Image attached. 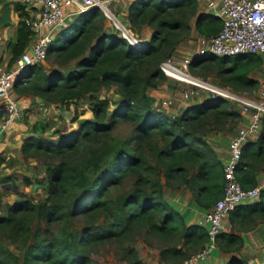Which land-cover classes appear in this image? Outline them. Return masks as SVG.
<instances>
[{"label": "trees", "instance_id": "obj_1", "mask_svg": "<svg viewBox=\"0 0 264 264\" xmlns=\"http://www.w3.org/2000/svg\"><path fill=\"white\" fill-rule=\"evenodd\" d=\"M195 1L129 0L123 18L128 25L134 31L140 29L138 25L143 21L153 27L147 38L142 39L137 36L139 39L137 45L128 44L115 30L114 32H98L102 25L103 14L94 5L74 14L72 20L55 33L46 48V53L62 51L69 57L77 53L82 54L75 61L74 67L64 74L58 70L46 71L39 63L32 64L24 71L23 77L15 81V90L19 96H24L23 89H28L30 94L40 100L43 105H48L49 101L66 102L83 95L91 96L88 106L93 118L79 121L58 138L47 137L39 133L45 129V120H42L38 126L35 121L31 123V131L21 137L20 153L23 156L51 154L58 158L55 162L50 160L43 163L48 195L40 201L33 202L30 197L20 194L19 198L6 204L5 214L0 215V226L13 223L20 225L19 228L26 229L29 221L26 219V214L32 211H36L48 221L59 218L62 215L61 201H50V194L53 193L60 197L70 191H77L76 196L70 199L71 203L67 206L69 210L67 212L70 213L97 207L109 209L111 201L102 196L109 185L120 181L124 168L133 171L138 168L147 169L148 164L141 148V139H149L155 129L162 135L169 136L165 145L157 150L152 149L154 156L157 157L156 162L163 167L162 174L165 177L169 178L175 171H186L194 165L184 179L185 182H189L194 204L199 208H208L221 194L224 179L220 156L203 136L202 143L208 147L207 149L188 141L183 128L188 121L198 114L206 113L210 107L216 106L218 101L225 98L219 95L212 98L204 97L201 101L186 105L179 114L170 117L159 107L140 111L141 105L146 107L148 105L138 101L135 94L137 79L132 64L148 57L156 51V48L162 46L165 40L164 35L168 34V37L176 39L177 33L173 30L183 22V18L180 17L181 11L185 4ZM12 5L20 18L18 38L11 48L8 65L31 39V31L21 19L25 12L23 5L18 1H13ZM194 28L199 34H213L220 28V19L210 12L201 13L194 20ZM168 55L170 53L161 59ZM204 60H213L218 68L217 75L226 74L221 75V79L224 83L230 84L232 88L241 91L247 87L249 90L256 87L257 80L251 78L250 73L258 71L260 67L258 54L250 52L233 55L198 53L190 59L188 69L192 70ZM153 71L156 72L158 69H153ZM153 71L145 79L148 82V89L154 85L149 83ZM112 84L116 85L114 93L118 95L116 101L111 102L107 98L92 96L93 92L104 88L109 89ZM146 100L152 102L150 95L146 97ZM110 103H113L112 107L109 106ZM217 111L223 112L224 109ZM235 113L237 116L238 111L235 110ZM117 118L134 121L133 145L128 146L121 143L111 149L108 146L93 145L89 149L88 157H85L83 161L67 160L66 157L70 150L76 148L83 140H94L98 134L107 131ZM147 146L153 148L149 143ZM111 152L112 159L106 161V154ZM1 155L0 153V164L3 163ZM254 158L264 165V120L257 137L243 143L240 160L233 170L242 187L252 186L258 179L259 169L255 167L256 159ZM25 179L28 182L26 177ZM153 191L155 192L153 194L143 190L129 193L122 198L119 216L107 224L99 222L83 228L77 238L73 237L59 244L42 239L28 244L24 252L26 260L35 262L39 259L46 264H89V258L81 248L83 244L91 240H103L125 231L130 221L151 218L154 212H157L160 218L158 224L149 221L152 229L163 230L168 234L178 232L185 241L194 240L201 249L207 241L205 228L195 222H187L186 218L190 216L189 213L183 214L165 202L161 197L159 186ZM263 212L264 190H261L256 200L237 204L229 210L227 219L233 222L239 218H252L254 214ZM241 240V235L230 230H221L215 235V244L216 241H219V244H228ZM165 251L179 253L180 249L179 247H167ZM161 257L166 258L164 252ZM225 264H238V259H228Z\"/></svg>", "mask_w": 264, "mask_h": 264}, {"label": "rangeland", "instance_id": "obj_2", "mask_svg": "<svg viewBox=\"0 0 264 264\" xmlns=\"http://www.w3.org/2000/svg\"><path fill=\"white\" fill-rule=\"evenodd\" d=\"M109 7L111 8V6ZM204 12L209 11H205L201 3L195 1L185 4L180 14L183 22L173 30L177 33V38L173 39L168 37V34L164 35L165 40L162 46L156 48V51L148 57L132 64L137 79L136 97L138 101L145 102L148 105V107L141 105L140 111L159 107L164 113L172 117L174 114H179L181 109L186 105L196 103L204 97L209 96L205 86L196 83L197 86H195L192 83H187L176 78L180 76L179 73L175 74L176 77L168 76L159 70L157 66V62L168 53L173 55L175 59H178L182 57L188 58L195 51L197 42L194 20L197 15ZM115 13L119 18H122L116 11ZM73 17L74 14L67 16L64 25L69 23ZM138 27L141 31L136 30L132 31V33L134 36H140L142 39L147 38V35L149 36L153 29L151 25L144 21L139 23ZM114 30L110 20L103 15L102 25L98 29V32H114ZM81 55L77 53L69 57L62 51H49L45 54L39 65L46 71L58 70L66 74L74 67L75 61ZM153 69H158V71L154 72ZM151 71H153V76L149 78L150 85L153 83L154 88H157V86L164 87V95H160L161 104H155L146 100V97L149 95L148 90L157 93L151 86L149 89L147 88L148 82L145 79ZM217 71L218 68L213 60H204L194 66L192 70L188 69L187 72L204 83L213 84L230 93H241L244 91L249 94L254 89L249 90L247 87L241 89V91L236 90L230 84L222 81L221 75L226 74L221 73V75H217ZM258 74L259 72L257 71L251 72L250 77L256 79L259 76ZM188 87H196L198 89L197 95L186 101L178 99V94ZM115 88L116 85L112 84L109 89L104 88L93 92L92 96L96 95L99 98H107L111 102L116 101L118 95H114ZM22 93H24V96L29 101H33H31V105L34 104L35 106L36 104L37 106L34 108L28 107L27 109H23L21 106V125L15 126L13 129L11 128L9 134L2 133L0 135V145L2 147L0 153L3 156V163L0 164V215L5 214L6 204L19 198L20 194L30 197L33 202L40 201L48 195V184H46L47 179L43 163L50 160L55 162L58 158L56 155L51 154L23 156L20 153L19 143L21 137L31 131V123L35 121L38 126L42 123V120H45V129L39 133L47 137L58 138L62 134L67 133L79 121L93 118L88 106L89 97L91 96L83 95L78 99H70L66 102L49 101L50 103L43 108L40 100L30 94L28 89H23ZM12 94L16 96L18 93L13 89ZM211 94L214 93L211 92ZM223 98L225 99L218 101L216 106L210 107L206 113L198 114L188 121L187 125L183 128L188 141L207 149L208 147L202 143L201 138L203 136L206 138L207 143L216 150L218 155L223 154L227 137L240 125L239 119L235 115V110L238 111V107H240L239 103L230 97ZM109 106L112 107L113 103H110ZM221 108L224 109L223 112L217 111ZM133 124L134 121L132 119L117 118L107 131L102 132L100 135L98 134L94 140H83L76 148L70 150L69 155L66 157L67 160L74 162L83 161L85 157H88L89 149L93 145L108 146L109 149L121 143H125L128 146L133 145ZM168 137V135H162L155 129L149 139H141V148L148 167L147 169L138 168L134 171L124 168L120 181L109 185L102 196V198L111 201L109 209L97 207L87 211L70 213L67 212L69 211L67 206L71 203L70 199L76 196L77 191H70L60 197L56 193H53L50 194V201H61L62 215L59 218L48 221L37 214L36 211H32L26 214V219L29 220L26 229L19 228L20 225L13 223L0 226V264H46V262L39 259L35 262L26 260L24 252L28 244L36 242L39 239L59 244L64 240H71L73 237L77 238L83 228L93 223L103 222L107 224L119 216L122 198L135 190H143L144 192L153 194L155 193L153 189L159 186L163 200L180 210L183 214H190L195 209H199L192 201L189 182H185L184 180L191 172L192 167L194 168V165L186 171H175V173L167 178L162 174L163 167L156 162L157 157L154 156L152 149L157 150L160 146L165 145ZM148 143L153 148H149L147 146ZM111 155L112 152L107 153L105 160H111ZM254 159H256L255 167L259 169V178L262 172H264V165L258 163L257 158ZM25 177L28 179V182ZM156 213H152L151 218H148L149 220L130 221L126 225L125 231L103 240H91L83 244L81 248L87 254L89 264H154L160 261L179 264L185 256L200 248V245L195 244L194 240L185 241L178 232L174 231L168 234L163 232V230L152 229L149 226V221L156 224L159 223L160 217ZM186 221H192V218L188 216ZM221 230L233 231L241 235L242 240L240 242L233 241L228 244H219V241H216V248L213 247L208 254V263L225 264L228 259L237 258L238 264H264V244L257 245L259 242H264V212L254 214L252 218H239L233 222H230L226 216L223 219ZM255 230L259 234V238L254 235ZM167 247H179L180 252H167L165 251ZM215 249L219 251L218 255L224 258L220 259L217 263H215L217 260L212 257ZM163 252L166 258L161 257Z\"/></svg>", "mask_w": 264, "mask_h": 264}, {"label": "built area", "instance_id": "obj_3", "mask_svg": "<svg viewBox=\"0 0 264 264\" xmlns=\"http://www.w3.org/2000/svg\"><path fill=\"white\" fill-rule=\"evenodd\" d=\"M114 0H20L24 7L23 22L31 31V39L21 52L14 57L6 67H0V135L9 133L11 128L21 123V109H27L31 101L17 94L13 96L15 81L22 78L24 71L32 64H38L46 54V48L55 33L65 24L66 17L86 9L97 6L111 22L128 44L137 45L139 39L132 33L134 29L110 8ZM201 3L205 11L216 15L220 19V28L213 34L196 33L197 48L187 58L175 59L168 55L158 63L159 69L171 77L179 73L180 80L192 83L188 79V63L193 55L209 52L213 55H233L237 53H255L260 57L259 76L257 84L249 94L244 91L228 92L213 84L204 83L210 98L220 95L237 101V118L240 125L227 137L226 146L220 158L223 166V186L221 194L208 208L195 209L190 213L192 222L202 225L207 234V241L203 247L183 259L180 264H198L206 261L210 250L215 247V235L223 227V219L229 210L240 203L256 200L261 190H264V172L252 186L242 187L236 179L233 170L240 160L241 147L249 139L256 137L262 129L264 120V0H196ZM195 78V77H194ZM201 81V80H200ZM196 83V84H195ZM201 85V84H199ZM148 93L155 104H161L160 95L163 86L154 88ZM198 89L188 87L178 94V99L186 101L196 96ZM214 93V94H211ZM26 100V101H24ZM22 106V107H21ZM174 114V113H173ZM1 151V148H0ZM2 154V153H1ZM197 210V211H196ZM154 264H168L156 262Z\"/></svg>", "mask_w": 264, "mask_h": 264}, {"label": "crops", "instance_id": "obj_4", "mask_svg": "<svg viewBox=\"0 0 264 264\" xmlns=\"http://www.w3.org/2000/svg\"><path fill=\"white\" fill-rule=\"evenodd\" d=\"M13 1H15V0H0V67L8 66V61H9V58L11 56V48L18 38V26H19L18 21H19L20 17L18 15L17 11H15L13 9V5H12ZM19 1L20 0H18V2ZM128 2H129V0H114L111 3V8L113 9V11L115 10L118 14H120L122 18H124L123 13L125 12V5ZM20 97L21 96H19L18 98H20ZM22 97H24L26 100L29 101V99L26 96H22ZM26 100H24V101H26ZM36 106L37 105L35 104V106L33 105L32 108H34ZM39 106L40 105H38V107ZM42 106H43V108H45L47 105L42 104ZM40 108H41V106H40ZM20 125L21 124H17L15 126H20ZM15 126H14V128H15ZM16 128H18V127H16ZM8 131L11 132V129ZM0 148L2 149L1 145H0ZM254 232H255L254 235L257 238H259V234L256 233L257 230H255ZM262 244H264V242H259V244H257V245H262ZM214 251H213L214 254L212 255V257L217 260L215 263H217L220 259H224L223 256L218 255L219 254L218 250L215 249ZM208 258L206 259V261L199 262V263L200 264H202V263L203 264H210L207 262Z\"/></svg>", "mask_w": 264, "mask_h": 264}, {"label": "bare ground", "instance_id": "obj_5", "mask_svg": "<svg viewBox=\"0 0 264 264\" xmlns=\"http://www.w3.org/2000/svg\"><path fill=\"white\" fill-rule=\"evenodd\" d=\"M176 73H174V76H176L175 75ZM188 79H190V80H193L194 82H196V83H198V84H201V85H204V82H202V81H200L199 79H197V78H192V77H188Z\"/></svg>", "mask_w": 264, "mask_h": 264}, {"label": "water", "instance_id": "obj_6", "mask_svg": "<svg viewBox=\"0 0 264 264\" xmlns=\"http://www.w3.org/2000/svg\"><path fill=\"white\" fill-rule=\"evenodd\" d=\"M263 118H264V116H263Z\"/></svg>", "mask_w": 264, "mask_h": 264}]
</instances>
